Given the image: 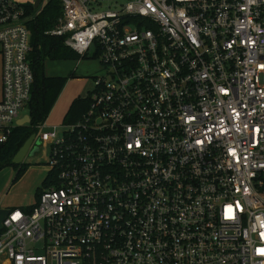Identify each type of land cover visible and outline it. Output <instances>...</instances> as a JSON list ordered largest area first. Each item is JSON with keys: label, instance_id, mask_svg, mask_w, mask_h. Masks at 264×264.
I'll use <instances>...</instances> for the list:
<instances>
[{"label": "built area", "instance_id": "built-area-1", "mask_svg": "<svg viewBox=\"0 0 264 264\" xmlns=\"http://www.w3.org/2000/svg\"><path fill=\"white\" fill-rule=\"evenodd\" d=\"M46 1L0 0V142ZM61 6L44 33L105 71L62 132L37 125L48 170L3 219L0 264H264V0Z\"/></svg>", "mask_w": 264, "mask_h": 264}, {"label": "trees", "instance_id": "trees-1", "mask_svg": "<svg viewBox=\"0 0 264 264\" xmlns=\"http://www.w3.org/2000/svg\"><path fill=\"white\" fill-rule=\"evenodd\" d=\"M61 0H47L45 5L28 23L31 30L30 52L31 66L33 69V83L30 97L26 104V110L30 122L23 125H15L11 129L6 141L0 142V168L12 165L16 174L14 179L24 171V163H12V157L22 146L31 133L37 131V125L41 124L50 113L55 101L63 89L69 77L47 76L43 70L44 59L79 58L80 56L64 44L63 38L47 35L45 30L50 29L61 15ZM32 9V8H30ZM35 12L36 10H32ZM74 75H70L73 77ZM88 107L87 97H74L64 115V122L77 120ZM39 190L35 193L38 196Z\"/></svg>", "mask_w": 264, "mask_h": 264}, {"label": "rangeland", "instance_id": "rangeland-1", "mask_svg": "<svg viewBox=\"0 0 264 264\" xmlns=\"http://www.w3.org/2000/svg\"><path fill=\"white\" fill-rule=\"evenodd\" d=\"M43 70L47 76L69 77L61 90L47 125H56L57 131L62 132V118L70 101L74 97H85L93 88V77L104 73L105 68L93 55V46L85 57L65 59H44ZM74 75L70 77V75ZM22 108L18 116L25 114ZM48 146L38 145V150L33 154L27 153L22 159L26 165L24 171L14 179L16 170L12 165L0 168V206H25L35 201V193L42 186V181L47 173Z\"/></svg>", "mask_w": 264, "mask_h": 264}, {"label": "water", "instance_id": "water-1", "mask_svg": "<svg viewBox=\"0 0 264 264\" xmlns=\"http://www.w3.org/2000/svg\"><path fill=\"white\" fill-rule=\"evenodd\" d=\"M39 1L40 0H35L33 6L37 7V5L39 4ZM29 122H30V117L28 114H26L23 118H20L19 120L16 121V125L28 124ZM37 143H38V141H35V132L31 133L29 135V137L25 140V142L22 144V146L14 154L11 162L12 163H21L22 159L25 157V155L27 153H29L31 155L35 151L38 150ZM30 147H31V149H30ZM8 213H9L8 208H0V229L2 228V221Z\"/></svg>", "mask_w": 264, "mask_h": 264}, {"label": "crops", "instance_id": "crops-1", "mask_svg": "<svg viewBox=\"0 0 264 264\" xmlns=\"http://www.w3.org/2000/svg\"><path fill=\"white\" fill-rule=\"evenodd\" d=\"M1 98H2V57H1V53H0V100H1ZM72 101V100H71ZM70 101V102H71ZM56 102V101H55ZM70 104V103H69ZM54 106V105H53ZM69 106V105H68ZM53 108V107H52ZM68 109V108H67ZM27 111V110H26ZM51 111H52V109H51ZM51 111H50V113H51ZM67 111V110H66ZM50 113L48 114V116H47V118L45 119L46 121H48V118H49V115H50ZM66 113V112H65ZM65 113H64V115H65ZM26 114H28L27 112H25V114H23V115H21V116H18L17 117V120H19L20 118H23ZM64 115H63V118H62V123L64 122L63 120H64ZM34 145V144H33ZM30 149H31V147H30ZM43 182V181H42ZM36 198V197H35ZM35 202V201H34ZM33 202V203H34ZM32 203V204H33ZM32 204H30V205H25V206H19L20 208H28V207H30ZM13 206H0V208H8V209H10V208H12Z\"/></svg>", "mask_w": 264, "mask_h": 264}, {"label": "flooded vegetation", "instance_id": "flooded-vegetation-1", "mask_svg": "<svg viewBox=\"0 0 264 264\" xmlns=\"http://www.w3.org/2000/svg\"><path fill=\"white\" fill-rule=\"evenodd\" d=\"M36 199V198H35Z\"/></svg>", "mask_w": 264, "mask_h": 264}]
</instances>
